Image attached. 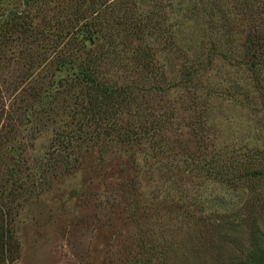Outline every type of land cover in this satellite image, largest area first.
Segmentation results:
<instances>
[{"label": "trees", "instance_id": "1", "mask_svg": "<svg viewBox=\"0 0 264 264\" xmlns=\"http://www.w3.org/2000/svg\"><path fill=\"white\" fill-rule=\"evenodd\" d=\"M18 1L1 13L0 54L14 46L17 57L29 62L27 68L49 64L71 72L48 88L32 85L35 79L25 72L19 82L29 87L27 98L14 93L17 80L6 83L0 136L16 132L27 110L34 122L41 121L66 95L72 102H64L69 111L58 118L37 170L31 167L20 179L22 158H15L7 179L12 207H19L17 200L30 191L26 186L38 184L37 177L70 170L89 149L119 148L132 161L142 149L143 164L162 178L195 176L221 184L230 195L244 193L237 208L222 214L210 210L207 223L216 222L220 230L217 245L230 254L226 264H264V130L257 133L262 145L234 148V142H218L209 118V99L225 95L259 113L264 125V0H151L142 9L137 0ZM194 29L193 39L183 42ZM151 39L174 46L175 78H168ZM226 62L243 79L218 77L215 71ZM5 185L0 189V264L17 258ZM159 189L166 191L162 196L179 192L190 205L204 202L192 185ZM239 227L245 237L238 235ZM171 245L149 241L143 264H168Z\"/></svg>", "mask_w": 264, "mask_h": 264}, {"label": "rangeland", "instance_id": "2", "mask_svg": "<svg viewBox=\"0 0 264 264\" xmlns=\"http://www.w3.org/2000/svg\"><path fill=\"white\" fill-rule=\"evenodd\" d=\"M137 1L141 9L151 5V0ZM18 4V0H0V16ZM191 31L187 32L183 42H188L191 36L193 39L196 29ZM150 45L164 64L168 78H175L179 57L174 46L161 39H151ZM14 48H5L0 54V98L6 83L16 80L18 87L14 93L24 98L29 96V87L27 89L25 83L19 82L25 72L35 79L31 81L32 85L45 88L60 75L71 72L70 68L54 70L49 64L27 68L29 62L17 57ZM43 48L46 47H37L40 51ZM215 73L220 78L236 75L239 80L243 79L227 62ZM66 96L63 102L52 107L53 114L48 118L34 122V113L28 115L27 110L16 132L0 136V189L5 183L3 190L8 191V204L13 198L9 193L12 184L7 180L10 178L8 172L14 166L15 158H22L20 179L25 178V172L31 167L39 168L34 165L39 163L51 143L58 128V118L66 117L64 112L69 111L64 102L68 99L71 103L72 100ZM209 118L219 143L231 146L234 142V148L239 144L262 145L261 139L257 138L259 128L264 130L260 114L240 102L225 95L212 96ZM10 137L11 140L7 139ZM97 148L84 152L70 170H58L46 178L39 176L37 185H28L27 181L26 187L30 191L17 200L19 207H12L11 201L9 206L14 214L10 221L11 241L17 258L10 264H143L142 257L149 241L153 245L158 242L172 244L166 253L168 264L227 263L229 252L217 245L220 230L216 222L207 223L209 211L217 210L222 214L224 210L237 208L244 193L239 191L237 195H230L221 184L201 181L195 176L176 174L162 178L160 172L143 164V157H146L142 149L137 160L132 161L122 149L100 151ZM171 183L176 187L192 185L204 202L190 205L185 198L179 199V192L172 190L162 196L166 191L157 190L158 187L168 188ZM156 193L158 196L153 198ZM237 233L247 235L243 227H239Z\"/></svg>", "mask_w": 264, "mask_h": 264}]
</instances>
